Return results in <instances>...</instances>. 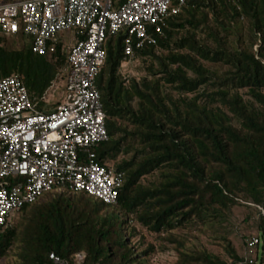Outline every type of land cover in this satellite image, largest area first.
Segmentation results:
<instances>
[{
	"label": "trees",
	"instance_id": "trees-1",
	"mask_svg": "<svg viewBox=\"0 0 264 264\" xmlns=\"http://www.w3.org/2000/svg\"><path fill=\"white\" fill-rule=\"evenodd\" d=\"M242 18L246 35L237 25ZM162 32L154 45L134 50L149 61L146 76L119 75L125 34L118 32L106 41L95 79L107 134L94 147L97 160L131 154L115 165L124 175L116 202L104 204L68 187L46 192L0 235V259L15 245L18 264H50L49 252L68 259L83 252L84 264H142L140 255L153 247L136 253L131 220L177 242L172 230L193 220L221 223L224 211L241 201L259 208L264 237V0H185ZM1 38L0 78L17 75L38 110L54 109L41 97L65 63L60 45L49 59L28 45L8 49ZM152 174L156 178L146 180ZM224 248L228 262L180 251L176 264L243 262L229 243Z\"/></svg>",
	"mask_w": 264,
	"mask_h": 264
},
{
	"label": "built area",
	"instance_id": "built-area-1",
	"mask_svg": "<svg viewBox=\"0 0 264 264\" xmlns=\"http://www.w3.org/2000/svg\"><path fill=\"white\" fill-rule=\"evenodd\" d=\"M184 2L0 0V37L24 36L32 53L49 59L60 45L65 55L59 70L64 75L61 97L50 111L38 110L37 98L17 75L0 78V235L23 207L54 189L68 187L104 204L116 202L123 172L98 161L94 151L107 140L95 85L106 41L124 32L126 62L134 50L156 43L166 18ZM258 244L256 236L245 242L241 264H255L252 251ZM47 256L50 264H84L85 259L83 252L73 253L71 259L54 252Z\"/></svg>",
	"mask_w": 264,
	"mask_h": 264
},
{
	"label": "rangeland",
	"instance_id": "rangeland-1",
	"mask_svg": "<svg viewBox=\"0 0 264 264\" xmlns=\"http://www.w3.org/2000/svg\"><path fill=\"white\" fill-rule=\"evenodd\" d=\"M237 25L241 34H248V24L245 19H240ZM64 37L66 42H68L70 34L66 33L64 34ZM1 40L2 45L8 49H20L23 46H27L29 42L26 37L21 35L3 37ZM256 48L257 45L255 44L252 47V51L255 52ZM148 63V59H142L140 56L134 55L126 62L121 63V66L119 67V75L124 80H129L130 78L138 80L147 75L146 67ZM205 65L219 73H224L226 71L225 66L207 62ZM63 81V72L59 71V75L53 82L52 86L44 93L43 100L45 103H58L61 97ZM244 92V89H239L238 93L242 94L245 99H248V97L244 95ZM39 104L40 103H38V105ZM233 124L236 125L235 121H233ZM130 155L131 154H118L115 159L109 160L108 162L113 168H115V165L118 164L120 160L128 158ZM155 178L156 175L152 174L148 175L146 180L152 181ZM56 193L54 192L50 196H55ZM46 197L48 196H43L40 200H43ZM258 209L259 208H255L251 205L248 206L241 201V203L227 208L224 211V217L221 220V223H215L211 227L202 226L199 222L193 220L185 228H178L171 231L170 234H172V238L177 240V242H168L171 237H168L165 233L157 235L142 228L138 223L131 220L129 227H133L136 234L130 239V243L138 254H142L149 245H152V252L146 256L140 255V258L146 260L142 264H176L180 251L207 252L220 260L228 262L230 257L224 248L226 243H229L234 251L242 256L245 252V242L249 238L256 236L259 238V244L255 248V251H252V254L254 253L255 256V264H264V237L260 235L258 228ZM260 212L264 215V212ZM21 215L22 212L18 213L14 218V222H18ZM178 243L181 247L178 246ZM16 253L17 249L15 245H13L6 255L0 259V264H18Z\"/></svg>",
	"mask_w": 264,
	"mask_h": 264
}]
</instances>
